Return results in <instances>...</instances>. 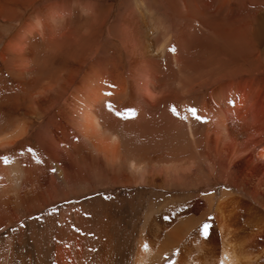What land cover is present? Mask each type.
Returning a JSON list of instances; mask_svg holds the SVG:
<instances>
[{
  "label": "rangeland",
  "instance_id": "1",
  "mask_svg": "<svg viewBox=\"0 0 264 264\" xmlns=\"http://www.w3.org/2000/svg\"><path fill=\"white\" fill-rule=\"evenodd\" d=\"M103 2L114 11L107 29L123 14L125 1ZM111 48L105 56L114 50L118 59ZM36 54L44 63L55 60L53 68L62 63L43 44ZM121 61L126 66L123 56ZM42 80L20 88L0 60V264H60L81 248L88 256L84 264H135L143 243L164 250L167 241L150 236L157 230L155 220L163 217L176 221L168 230L189 229L190 237L208 223L209 238L203 239L217 242L221 264L226 252L236 259L247 252L253 264H264V211L258 203L264 204V170L246 157L264 160V71L232 85L231 107L246 118L239 125L238 120L220 123L212 134L197 120L193 130L185 121L160 129L153 124L157 116L148 127L120 122L118 142L108 136L88 147L72 135L62 107L41 110L30 102ZM246 85L252 87L247 101ZM197 96L189 100L196 107ZM231 143L244 156L239 162ZM130 160L144 170L130 169ZM178 217L187 221L178 223ZM166 253L163 261L169 264L179 252Z\"/></svg>",
  "mask_w": 264,
  "mask_h": 264
},
{
  "label": "bare ground",
  "instance_id": "2",
  "mask_svg": "<svg viewBox=\"0 0 264 264\" xmlns=\"http://www.w3.org/2000/svg\"><path fill=\"white\" fill-rule=\"evenodd\" d=\"M123 1V14L106 29L114 11L103 0H0V60L20 88L43 79L39 87L43 93L37 88L32 104L41 110L62 107L72 135L85 147L108 136L118 142L120 122L148 127L151 117L157 116L153 124L160 129L185 121L193 130L196 119L187 111L192 107L206 121L203 126L210 134L217 124L238 120L239 125L246 120L231 107L232 85L239 77L264 71V0ZM38 40L46 53L59 57V67L53 68L52 58L44 63L35 57L42 46ZM108 47L116 50L118 59L114 50L105 56ZM121 56L126 66L121 65ZM245 90L247 101L252 87L246 85ZM196 94L197 107L189 101ZM153 112L157 114L151 116ZM231 144L239 162L244 156ZM246 157L252 167L264 170V160L252 154ZM129 166L135 172L144 170L135 160ZM260 191L264 194V189ZM258 203L264 211V204ZM186 221L177 218L178 223ZM175 222L169 217L155 220L157 230L150 236L164 238L166 246L159 250L160 245L150 241L145 251L142 242L135 264H165L163 258L170 250L179 253L169 264H221L215 240L207 244L200 231L190 237L189 229L179 230V226L168 230ZM78 250L73 260L64 257L60 264H84L86 251ZM251 256L245 252L236 259L226 252L223 259L224 264H253ZM245 257L249 262L240 261Z\"/></svg>",
  "mask_w": 264,
  "mask_h": 264
},
{
  "label": "snow or ice",
  "instance_id": "3",
  "mask_svg": "<svg viewBox=\"0 0 264 264\" xmlns=\"http://www.w3.org/2000/svg\"><path fill=\"white\" fill-rule=\"evenodd\" d=\"M172 51H174V49H172ZM108 108H109V111H112V106L111 105H109ZM171 110H172L173 114L175 115L176 114V109L173 108ZM187 111L197 121H200L201 123L206 122L200 116L197 115V109L196 108L192 107V108L187 109ZM29 151H31V149H29ZM33 156H35L34 153H33ZM2 159H3V162H4L5 165H7L9 163L8 157L5 156V157H2ZM37 163H39L38 160H37ZM209 228H210V225L208 223H204L203 226H202V228L200 229L201 234L204 236V238L206 240L209 238ZM143 247H144V250L145 251L148 250V245L147 244H145Z\"/></svg>",
  "mask_w": 264,
  "mask_h": 264
}]
</instances>
